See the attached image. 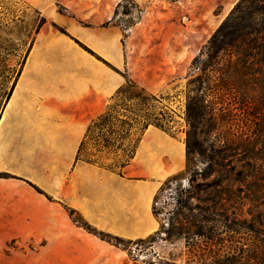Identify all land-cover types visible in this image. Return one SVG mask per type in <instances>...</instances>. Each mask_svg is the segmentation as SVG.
Instances as JSON below:
<instances>
[{"label": "crops", "instance_id": "1", "mask_svg": "<svg viewBox=\"0 0 264 264\" xmlns=\"http://www.w3.org/2000/svg\"><path fill=\"white\" fill-rule=\"evenodd\" d=\"M25 1L46 22L0 114V264H144L78 226L67 208L128 241L160 229L154 199L185 168L183 140L149 126L124 176L75 161L89 124L126 84L125 74L150 89L144 45H165L154 34L186 0H150L126 38L111 0ZM197 1H206L203 18H210L216 6L230 11L239 0ZM174 36L169 43L177 51L184 35ZM12 242L32 248L6 254Z\"/></svg>", "mask_w": 264, "mask_h": 264}, {"label": "rangeland", "instance_id": "2", "mask_svg": "<svg viewBox=\"0 0 264 264\" xmlns=\"http://www.w3.org/2000/svg\"><path fill=\"white\" fill-rule=\"evenodd\" d=\"M149 1L111 0L112 3H117L115 22L122 28L125 38L146 11ZM237 3L230 11L224 12L221 6H216L210 18H203L207 11L206 1L199 3L197 0H186L180 4L178 16H175L174 11L170 12L167 19H162L163 28L154 34L158 36L160 44L166 40L165 45L161 46L159 51L153 50L154 46L150 44L144 45L146 72L154 77L150 89L146 90L160 101L156 103V113L161 112L166 119L171 116L172 121L169 123L171 132H164L183 140L185 144L184 170L161 185L166 188L164 184L167 181L174 177L178 178L171 182L170 189L164 188L165 190L159 194L158 208L161 214L158 220L160 227L164 225L168 228L171 212L175 208L178 187L189 188L190 185L200 184V189L193 194L192 203L205 207L219 199L224 205L223 212L232 227V230L224 233L221 238L226 244L253 242L260 245L262 249L259 257L264 264V47L255 50L253 57L241 60H238L241 56L236 53L227 54L226 61L206 71L203 69V61L206 59L204 53L196 68L192 70L195 58L204 51L208 41ZM164 5L168 7L167 4ZM58 6L61 12H66L62 5ZM263 21L264 17L259 14L253 19L244 20L246 25L251 24L257 29H260ZM45 22L42 13L25 0H0V114L35 36ZM176 33L184 35V44L177 51L169 43V40L175 38ZM261 37L264 40V33ZM157 58L160 65L158 69L155 68ZM220 69L223 71L222 78L229 86L225 94L217 87L220 84L217 70ZM205 74H209L210 77L208 85L200 81ZM198 78L199 81L194 87L199 96L205 93L206 86L210 87L206 93L208 95L206 104L212 108L213 115L211 134L206 139L202 137L197 139L202 141L204 148L211 146L213 172L206 180L194 173L196 169L201 172L206 164L194 150L189 153L186 148L188 125L185 112L189 82ZM223 146L226 148V158L225 165L221 167L217 153ZM206 184H213L215 188L206 193L202 191ZM220 189L225 194L217 196ZM193 215L218 218L215 212L207 214L194 210ZM75 218L80 219L78 215H75ZM207 225L210 227L215 225V222H209ZM248 227H252L253 232H249ZM164 239L166 235L162 233L153 243L146 238L126 241L120 247L126 249L132 259L144 264L203 263L194 257L185 239L171 241ZM204 240L206 238L201 239ZM13 248L28 251L32 246L8 243L5 248L6 254H10Z\"/></svg>", "mask_w": 264, "mask_h": 264}, {"label": "trees", "instance_id": "3", "mask_svg": "<svg viewBox=\"0 0 264 264\" xmlns=\"http://www.w3.org/2000/svg\"><path fill=\"white\" fill-rule=\"evenodd\" d=\"M258 14L264 17V0H240L208 41L204 51L195 58L192 70L196 68V64L204 53H206V59L203 61L205 71L226 61L227 54H238L241 56L238 60L253 57L255 50L264 47V40L261 37L264 33V21L259 27L260 29H257L251 24L246 25L244 20L253 19ZM222 72L221 69L217 70L220 81L217 87L221 93L225 94L229 86L222 78ZM20 74L21 71L18 77ZM208 75L205 74V77L200 79L203 84H209L210 77ZM125 78L126 84L113 97V103L89 124L79 146L75 163L85 162L124 176L134 160L139 144L149 126H155L168 133L171 132L169 126L172 121L171 116L169 115V118L166 119L161 112L156 113V103L160 102L159 99L131 79L128 74H125ZM197 81L199 78L189 82L185 112L188 125L186 148L189 153L194 150L206 164L201 172H198L197 169L194 170V173L206 180L213 172L211 146L204 148L202 141H197V139L199 137L206 139L211 134L213 115L212 108L206 104L208 97L206 93L210 87L206 86L205 93L199 96L194 87ZM225 152L226 148L223 146L217 153L221 167L225 165ZM177 179L174 177L164 185L170 189L171 182ZM214 186L206 184L202 191L207 193L214 189ZM164 188V186L160 188L154 199L153 213L157 218L161 214V210L158 208L159 194L166 189ZM199 189L200 184L190 185L189 188L178 187L175 208L171 212L168 228L161 225L157 232L148 237L149 242H155L159 235L165 233L166 239L164 240L167 241L185 239L189 248L192 249L194 257L201 260L202 264H263L259 257L262 249L260 245L253 242L226 244V241L221 237L224 233L230 232L232 227L229 225L227 215L223 212L224 205L219 199L205 207L192 203L193 194ZM221 194H225L222 189L218 191L217 196ZM164 203L166 204V202ZM194 210L207 214L215 212L218 218L214 219L208 215L196 216L193 215ZM67 211L78 226L104 241L119 247L128 241L98 230L73 209L67 208ZM75 215H78L80 219H76ZM209 222H215V225L209 227L207 225ZM247 230L253 232L252 227H248ZM202 238H206V240L201 241Z\"/></svg>", "mask_w": 264, "mask_h": 264}]
</instances>
